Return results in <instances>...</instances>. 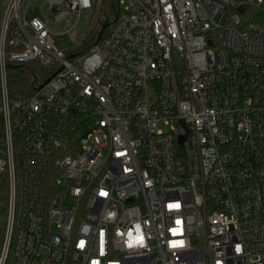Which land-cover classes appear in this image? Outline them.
<instances>
[{"label": "built area", "instance_id": "built-area-1", "mask_svg": "<svg viewBox=\"0 0 264 264\" xmlns=\"http://www.w3.org/2000/svg\"><path fill=\"white\" fill-rule=\"evenodd\" d=\"M115 1L71 57L92 0L6 3L0 264H264V0Z\"/></svg>", "mask_w": 264, "mask_h": 264}, {"label": "trees", "instance_id": "trees-1", "mask_svg": "<svg viewBox=\"0 0 264 264\" xmlns=\"http://www.w3.org/2000/svg\"><path fill=\"white\" fill-rule=\"evenodd\" d=\"M7 0H0V23L2 20L4 8ZM36 10L30 12V17L36 14ZM117 15V5L115 0H101L99 15L96 19L94 28L87 34L83 44L78 48H73V42L67 37L56 41V44L65 52L66 56L73 54L85 53L90 46L98 41V35L103 33V37L107 34L111 24L114 22ZM105 27V29H104ZM11 50V48H8ZM42 69H39L35 63L26 65L11 63L9 66L10 90L15 97L22 95L30 90V83L33 79L41 74ZM8 203V184L5 177L0 181V223L6 218ZM11 259L8 261V263Z\"/></svg>", "mask_w": 264, "mask_h": 264}, {"label": "rangeland", "instance_id": "rangeland-1", "mask_svg": "<svg viewBox=\"0 0 264 264\" xmlns=\"http://www.w3.org/2000/svg\"><path fill=\"white\" fill-rule=\"evenodd\" d=\"M35 2L41 4L43 2V0H35ZM100 7H101V0H92V8L89 10L88 13H86L88 15V19L87 20L85 18L82 19V21L79 23L77 28L73 32H70L69 34H66L63 36L60 35L61 32L66 31V29L69 28L68 26H66V24H64V23H61V24L52 23V24H50V30L53 33L54 39L56 41H59L62 38H65L64 36H67L73 42V48L80 47L83 44V41L85 40V37L87 36V34L90 32L92 25L94 24V26H95V24H96L95 17L97 14L99 15ZM46 14H47L48 18H50V19L53 18L52 14H51V10L47 9ZM73 22H75V21H73ZM0 25H1V23H0ZM94 26H93V28H94ZM176 61H177V64H179V66L182 65L179 56H177ZM67 204L68 205H74V201H69V202H67Z\"/></svg>", "mask_w": 264, "mask_h": 264}, {"label": "water", "instance_id": "water-1", "mask_svg": "<svg viewBox=\"0 0 264 264\" xmlns=\"http://www.w3.org/2000/svg\"><path fill=\"white\" fill-rule=\"evenodd\" d=\"M241 10H243V9H241ZM104 29H105V27H104ZM101 36H102V33L99 34L98 39H100ZM70 57H71V56H70ZM186 136H187V135H184V136H181V137H180V144H181V145L184 144V142H185V140H186Z\"/></svg>", "mask_w": 264, "mask_h": 264}, {"label": "snow or ice", "instance_id": "snow-or-ice-1", "mask_svg": "<svg viewBox=\"0 0 264 264\" xmlns=\"http://www.w3.org/2000/svg\"><path fill=\"white\" fill-rule=\"evenodd\" d=\"M178 205H173V207H177Z\"/></svg>", "mask_w": 264, "mask_h": 264}]
</instances>
